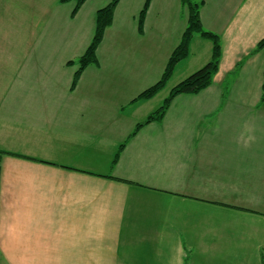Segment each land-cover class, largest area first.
Instances as JSON below:
<instances>
[{"label":"crops","instance_id":"1","mask_svg":"<svg viewBox=\"0 0 264 264\" xmlns=\"http://www.w3.org/2000/svg\"><path fill=\"white\" fill-rule=\"evenodd\" d=\"M105 1L87 0L75 15V1L64 2L70 4L62 17L89 28L84 41L69 39L76 44L64 47V60L48 67L42 55H28L23 77L14 56L17 73L0 75V149L29 156L1 159L0 263L264 264V48L252 52L264 38V0H203L202 24L222 46L212 83L176 96L161 121L128 141L114 166L120 144L168 94L134 100L151 70L142 71L137 93L104 94L94 73L117 64L107 40L132 42L153 62L158 54L154 82L188 19L181 0H152L140 32L145 0H120L98 63L72 88L76 66L68 61L89 45ZM65 23L52 34H68ZM206 40L194 37L172 83L209 61ZM39 47L45 43L28 44ZM99 84L102 90L91 94ZM46 87L53 94H44Z\"/></svg>","mask_w":264,"mask_h":264},{"label":"rangeland","instance_id":"2","mask_svg":"<svg viewBox=\"0 0 264 264\" xmlns=\"http://www.w3.org/2000/svg\"><path fill=\"white\" fill-rule=\"evenodd\" d=\"M107 3L108 2L106 1L101 2L98 3V6H103ZM68 4L70 3H64L60 0H0V75L3 76L4 71L6 76L8 72L9 74L15 72V65L17 63L22 65L19 70H24V73L22 74H20V71H18V76L19 74L23 77L26 76L27 56L29 55L30 57H33V54H38L39 56L42 55V57L39 59V62H43L46 64V66L51 67L55 61L64 60L67 54L70 52L64 49L65 46L76 44L74 41L70 42V38L76 37V41H84L86 37H88L87 33L89 31L87 30L89 28H84L85 24H83L81 19L71 20V18L65 19L62 17V11L64 8L68 9ZM186 15L187 8H183L182 16L185 18ZM86 20H88L87 17ZM63 23H65V26L69 27L70 29H68V34H62L60 38H57L55 34H52L51 30L63 27ZM178 23L180 22L178 21ZM88 25L89 24L87 23V26ZM79 28L81 29L78 32ZM48 30H50V34L46 35V31ZM94 31L95 28H92L93 33ZM124 35L126 40L130 36L126 35V33H124ZM49 36L50 38L48 39ZM196 36L198 37V35H195V37ZM117 39L118 38H116V36L113 38L111 37L109 40H107L108 45L106 47L108 56L113 58L111 62H114V59L117 62V64H110L116 67H111L108 65L107 67H104L105 69L103 71L101 70L96 72V74L94 73V75L103 83V93H137L135 90L139 88L140 81H142V71L144 72V75L152 72V75L149 78L150 80L146 79L149 81L146 87L152 83H155L157 79L154 82L153 79H155V77L157 78V76H155L156 74H154L153 70L160 61L159 55L155 54L154 56L155 65L148 52L143 53V50L134 48L133 46L135 44L132 42H121L120 39ZM42 42L45 43V47H39L35 51L28 48V44L30 43L41 44ZM205 42L210 44L208 39ZM16 49H19L18 52ZM14 56L16 61L15 64L12 63ZM49 61L52 63L49 64ZM110 69H114L113 71L116 70L117 73H115L113 77L109 78L108 71ZM111 78H114L115 82H112ZM145 78H148V76L146 75ZM178 81L180 82V80ZM173 84L174 83H172V80H170L167 86L158 94H169L170 89L175 85ZM80 88V94H84L83 91L88 92V88ZM101 90L102 88L99 84L93 89L91 94H97V92ZM55 92L58 93L56 89ZM44 94H53V91L46 87ZM159 103L161 105L163 103V99Z\"/></svg>","mask_w":264,"mask_h":264},{"label":"trees","instance_id":"3","mask_svg":"<svg viewBox=\"0 0 264 264\" xmlns=\"http://www.w3.org/2000/svg\"><path fill=\"white\" fill-rule=\"evenodd\" d=\"M60 1L68 2L70 0ZM74 1L75 7L73 8L72 15H75L82 6V4L87 0ZM119 2L120 0H110L107 4L97 10L95 31L89 45L80 56L68 61V64L76 66L71 85L72 88L77 85L84 69H86L91 64L98 63V47L104 38L106 29L113 23L115 10ZM151 2L152 0H145L142 9L139 12L138 29L140 32L144 31L146 14L151 5ZM181 4L183 8H187L188 19L186 28L182 33L181 39L174 48V50L171 52L161 77L155 83L141 91L134 100L150 99L157 95L167 86L169 80L171 79L174 73L176 65L190 54V46L195 35L201 36L202 38L211 41V58L202 67H200L195 72L181 80L179 83L175 84L170 89V92L164 99L163 103L158 106V108L150 112L144 120L139 121L136 124L135 128L129 133L127 139L120 144L112 162L113 166L117 163L120 154L124 147L127 145L128 141L131 140V138H133L144 125H147L153 121H161L164 118L166 112L168 111L169 107L172 104V101L175 99L176 96L180 94L199 93L201 90L205 89L212 83L213 77L218 71L222 51L221 38L218 34L206 29L202 24L200 9L203 4V0H181ZM262 48H264V38L259 41L258 45L252 52H255ZM262 99H264V92L262 94ZM6 153L25 156L12 151L0 149V167L2 156ZM125 181L131 182L126 179Z\"/></svg>","mask_w":264,"mask_h":264}]
</instances>
